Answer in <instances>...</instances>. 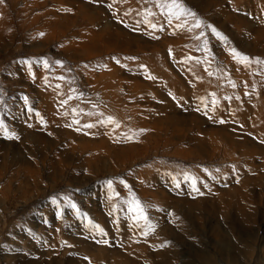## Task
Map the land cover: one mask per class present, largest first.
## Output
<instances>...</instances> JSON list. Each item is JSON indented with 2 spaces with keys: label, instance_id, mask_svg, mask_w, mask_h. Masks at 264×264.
<instances>
[{
  "label": "rangeland",
  "instance_id": "374dc122",
  "mask_svg": "<svg viewBox=\"0 0 264 264\" xmlns=\"http://www.w3.org/2000/svg\"><path fill=\"white\" fill-rule=\"evenodd\" d=\"M0 264H264V0H0Z\"/></svg>",
  "mask_w": 264,
  "mask_h": 264
},
{
  "label": "snow or ice",
  "instance_id": "6c2138e0",
  "mask_svg": "<svg viewBox=\"0 0 264 264\" xmlns=\"http://www.w3.org/2000/svg\"><path fill=\"white\" fill-rule=\"evenodd\" d=\"M173 3L175 4V0H173ZM188 15H193V13L189 12ZM200 24H199V21H197L195 27H199ZM151 27H156V25H151ZM232 54H233V57L235 59H239L241 62H246L247 61V58L246 57H243L241 56L239 53L235 52V50L233 49L232 50ZM92 125H88V127H91ZM133 211H136L138 213V217L137 218H143V219H147L146 217L143 216V209L140 207L139 203L138 202H135V207L133 208ZM105 243H107V241H105Z\"/></svg>",
  "mask_w": 264,
  "mask_h": 264
}]
</instances>
